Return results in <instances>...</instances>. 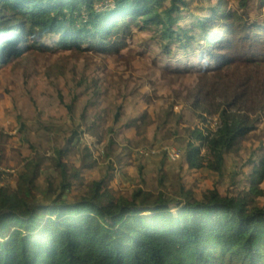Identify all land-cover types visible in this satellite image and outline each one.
<instances>
[{
	"label": "trees",
	"instance_id": "trees-1",
	"mask_svg": "<svg viewBox=\"0 0 264 264\" xmlns=\"http://www.w3.org/2000/svg\"><path fill=\"white\" fill-rule=\"evenodd\" d=\"M104 2H112V6L96 8V3ZM165 2L0 0V66L19 57L32 64L46 62L61 49L120 54L129 46L133 26L140 31L155 28L166 41V53L175 52L176 40L183 51L193 50L194 54L178 53V58L187 61H173L170 70L198 74V83L189 94L193 108L219 115L221 125L207 135L197 126L191 131L213 155L207 165L195 142L188 144L186 159L189 168L218 171L225 150H234L246 140L264 117V20L261 15L252 18L246 13L256 6L263 11L264 0H256L253 6L242 0L237 8L220 0L208 8L209 16H200L195 27L179 26V32L171 25L186 18L183 14L193 0H171L169 7ZM49 35L58 41L46 44L43 39ZM195 52H200L203 61L198 66L192 57ZM48 69L57 72L62 63ZM86 81L79 80L70 98L59 94L70 115L80 97L75 91ZM86 85L98 89L97 80ZM116 110L114 121L119 123L124 106L118 105ZM171 113L170 108L163 120H169ZM151 123L152 116L144 113L128 126ZM179 124L177 119V132L171 135L180 133ZM88 131L102 138L108 133L98 121L89 124ZM114 131L112 128L111 133ZM67 134L55 156L46 158L39 151L34 158L29 155L24 167L32 169V175L21 172L17 186L0 187V264H264V207L257 200L263 195L264 153L257 156L258 162L251 158L255 163L251 184L235 195H222L214 189L196 199L185 192V200L178 201L165 193L155 198L142 188L129 195L118 194L110 186L109 175L86 188L91 197L81 194L70 203L60 197L80 178V172L67 164L69 153L77 152L79 140L75 143L74 139L79 134L72 130ZM0 136L5 138L2 132ZM85 153L91 159L88 147ZM42 159L52 160L63 177L59 197L49 202L36 196L33 187L45 165ZM176 201L179 213L174 211ZM152 211V216L146 215Z\"/></svg>",
	"mask_w": 264,
	"mask_h": 264
},
{
	"label": "rangeland",
	"instance_id": "rangeland-1",
	"mask_svg": "<svg viewBox=\"0 0 264 264\" xmlns=\"http://www.w3.org/2000/svg\"><path fill=\"white\" fill-rule=\"evenodd\" d=\"M146 1L158 5L160 0ZM227 1L237 8L242 0ZM249 1L253 6L256 0ZM170 2L166 0L164 6L169 7ZM219 2L193 0L190 9H185L183 14L186 18L172 24V28L179 32V26L195 27L200 16H209L208 8ZM111 6L112 2L96 3L99 10ZM255 9H248L246 13L252 18L261 15L264 20V10H259L257 6ZM133 31L128 48L120 54H80L61 49L46 62L32 64L27 58L19 57L0 66V132L5 134V138L0 136V187L17 186L21 172L32 175V169L24 167L29 163V155L34 158L39 151L46 158L55 156V152L64 146L67 132L72 130L78 131L79 137L74 141L79 140V143L76 144L77 154L71 152L67 156V164L80 172V178L71 190L61 194L62 201L75 202L81 194L91 197L90 189L86 188L109 175L110 186L118 194L129 195L142 188L151 191L155 198L159 193H165L178 201L185 200V192L202 199L204 194L214 189L222 195L231 196L249 188L255 166L250 160L257 158L254 160L258 162L257 156L264 153V149L258 151L264 148V117L246 140L241 141L234 150H225L220 170L189 168L186 160L188 144H202L191 131L197 126L196 129L204 133L202 128L215 126L213 119L206 120L207 115L216 118L220 124L219 115L195 110L193 100L189 99V94L198 83V74L183 75L170 70L173 61H187V58H178V53L194 54L193 50L183 51L176 40L177 46L173 47L175 52L170 55L164 51L166 41L155 28L140 31L133 26ZM43 40L48 45L58 41L55 35L46 36ZM192 57L194 66L200 65V52H195ZM55 63H62V69L50 71L48 67ZM80 79L90 84L97 80L98 89L89 88L86 82L76 89L80 97L74 114L70 115L68 106L60 100L59 94L70 98ZM118 105L124 106V113L121 121L116 123L114 117ZM170 108L171 118L163 120ZM144 113L152 116L153 123L128 126ZM177 119H180V133L171 135L177 132ZM209 119L211 122H208ZM96 121L105 124V129H108L104 138L88 131V125ZM112 128L115 130L113 133ZM150 131L154 134L148 137ZM138 139H143V142ZM33 145L36 147L33 148ZM86 147L90 150L91 159L85 153ZM163 147L170 153L177 151L181 156H168ZM208 152L202 147L200 155L205 165L213 159ZM126 154L137 156V163L128 167L127 159H124ZM157 154H164L175 167L161 173L162 162L160 165L153 162L148 164ZM92 160L93 163L89 164ZM183 162L187 165L184 163L185 166H181ZM44 164L37 173L33 187L36 196L49 202L59 197L63 177L52 160L44 161ZM143 166L146 167L143 169ZM261 188L263 195L257 200L264 207V181ZM178 201L173 203L176 213L180 210ZM153 214L154 211L146 215ZM0 240L3 241L2 238Z\"/></svg>",
	"mask_w": 264,
	"mask_h": 264
},
{
	"label": "crops",
	"instance_id": "crops-1",
	"mask_svg": "<svg viewBox=\"0 0 264 264\" xmlns=\"http://www.w3.org/2000/svg\"><path fill=\"white\" fill-rule=\"evenodd\" d=\"M137 130H140V128H138ZM142 133V131L140 130V132H139V134H141ZM154 134V132H151L150 131V133H149V135H148V137H150V135L151 134ZM126 137H129V136H127L126 135ZM138 138V137H137ZM138 141H140V142H143V139H138ZM139 145V144H138ZM76 154H77V152H76ZM124 159H127L126 160V162L129 164L128 165V167L129 166H132V164L134 163V162H136L137 163V161H138V157L137 156H135V155H133V154H126V155H124ZM153 159V160H152ZM187 160V159H186ZM88 161V160H87ZM152 162L153 163H157V165H160L161 164V162H162V164H161V168H160V170H159V172L161 171V173L162 172H165V171H167V170H171L172 168H174L175 167V164H171L170 162H169V160L164 156V154H157L156 156H153L152 158H151V160H150V162H148V164L150 163V164H152ZM166 162H168V163H166ZM184 163H185V165H187L186 164V162H183L182 164H181V166H185L184 165ZM89 164H91V162L89 163ZM88 164V165H89ZM147 164V165H148ZM146 165V166H147ZM171 165H173V166H171ZM145 166V167H146ZM144 166H143V169L145 168ZM172 171H174V170H172ZM108 177V176H107Z\"/></svg>",
	"mask_w": 264,
	"mask_h": 264
},
{
	"label": "built area",
	"instance_id": "built-area-1",
	"mask_svg": "<svg viewBox=\"0 0 264 264\" xmlns=\"http://www.w3.org/2000/svg\"><path fill=\"white\" fill-rule=\"evenodd\" d=\"M214 116H217V115H214ZM208 118H211V119L214 120V122H213L212 124L215 125V126H213L212 128H209V129L202 128L203 131H204V133H205L206 135L209 134V133H211V132H216V131L219 129L220 125H221V121H220V124H218V121H217L216 118H212V117H209V116L207 115V116H206V120H207ZM218 118H219V116H218ZM219 120H220V118H219ZM208 122H211V120L209 119ZM199 145L201 146V150H202V147H204L205 150L208 152V149H207L206 146H204L203 144H199ZM162 150L165 151V152L168 154V156H169V154H170L171 157H173V158H179V157L181 156V154H180L179 152H177V151H176L175 153H170L167 149H165V147H163ZM201 150H200V152H201ZM168 152H169V153H168ZM208 153H209V152H208ZM203 156H205V155H203Z\"/></svg>",
	"mask_w": 264,
	"mask_h": 264
}]
</instances>
